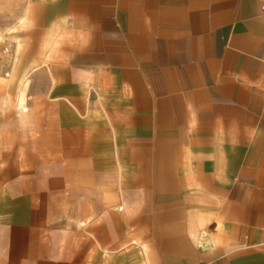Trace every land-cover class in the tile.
<instances>
[{
  "label": "crops",
  "instance_id": "1",
  "mask_svg": "<svg viewBox=\"0 0 264 264\" xmlns=\"http://www.w3.org/2000/svg\"><path fill=\"white\" fill-rule=\"evenodd\" d=\"M0 264H264V0H0Z\"/></svg>",
  "mask_w": 264,
  "mask_h": 264
}]
</instances>
